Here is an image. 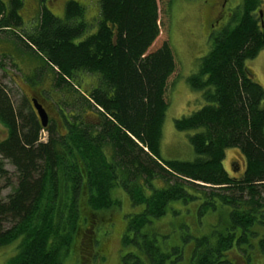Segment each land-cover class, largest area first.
Wrapping results in <instances>:
<instances>
[{
  "label": "trees",
  "instance_id": "trees-1",
  "mask_svg": "<svg viewBox=\"0 0 264 264\" xmlns=\"http://www.w3.org/2000/svg\"><path fill=\"white\" fill-rule=\"evenodd\" d=\"M35 1L37 15L25 27L22 0H0V32H8L6 45H15L21 59L36 60L32 79L51 71L53 91L62 97L53 102L61 122L42 127L29 100L22 96L15 108L0 84V159L16 175L12 192L0 199V248L16 243L6 264H65L85 222L82 199L90 211H105L117 206L115 188L140 209L126 220L120 264H168L179 257L181 247H161L157 231H149L172 203L197 204L198 212L228 208L213 243L194 244V264H226L233 247L249 246L253 227L264 226V90L245 67L264 50L260 1L242 0L210 36L208 53L187 79L203 106L176 119L174 128L193 132L192 161L160 157L166 88L176 65L168 41L157 44V0H97L93 33L78 1H60L59 16L48 8L56 0ZM0 57L19 70L14 58ZM82 74L95 78L85 93ZM32 79L27 83L35 84ZM228 149L244 159L237 177L223 167ZM259 246L264 254V241Z\"/></svg>",
  "mask_w": 264,
  "mask_h": 264
},
{
  "label": "rangeland",
  "instance_id": "rangeland-1",
  "mask_svg": "<svg viewBox=\"0 0 264 264\" xmlns=\"http://www.w3.org/2000/svg\"><path fill=\"white\" fill-rule=\"evenodd\" d=\"M2 1L7 3L8 0ZM60 1L62 0H56L48 5L56 16L61 13ZM76 1L85 7L84 19L89 24V31L93 33L95 25L92 24L97 18V0ZM259 1L261 4L259 17H263L264 0ZM241 2L242 0H223L220 7L221 0H157L160 25L157 44L168 41L176 65L166 88L168 108L160 144V157L163 160L192 161L195 158L188 142V136L193 132L177 131L174 128V121L190 115L203 106L201 95L190 89L187 79L196 73L200 59L208 53L211 47L210 35L219 33L220 29L229 23ZM20 15L25 27H28L37 15L36 1L22 0ZM9 36L8 32H0V52L2 55L8 54L11 60L14 58L19 70H13L8 58L0 57V84L5 87L15 108L19 106L22 96L27 99L35 97L44 105L51 121L58 125L61 122L60 116L53 102H58L62 97L53 91L51 71L46 72L45 69L37 71L40 78L32 79L34 76L31 69L36 60L29 57L32 62L30 63L21 59L20 55L15 53L17 52L15 45L13 49L6 45V42L12 41ZM245 67L249 77L264 90V50L255 58L247 60ZM30 78L35 84L27 83V79ZM94 80L93 76L82 74L80 92L88 91ZM4 133L0 125V139L5 136ZM46 137V133L41 132L40 141L43 143ZM0 164L2 166L0 199H5L15 187L16 175L7 161L0 159ZM223 167L229 176L237 177L241 174L244 159L237 149L225 151ZM155 185L163 186L159 181ZM112 196L117 201V206L97 213L90 211L85 198L82 199L79 212L80 218L83 217L85 222H81L77 229L65 264H120L119 257L123 253L120 251L121 240L126 220L140 209L132 207L127 195L119 188L114 189ZM169 207L164 217L154 220L149 231H157L154 235L156 243L161 247L182 248L179 257L176 259L172 257L168 264H194L191 260L194 244L196 241L202 243L204 240L213 243L214 238L223 232L222 229L228 221V208L218 206L214 212L209 210L198 212L197 204L184 206L182 203H172ZM253 230L255 236L250 238V245L242 246L241 250L233 247L226 254V264H264V254L259 246V243L264 241V226L253 227ZM15 252L16 243L0 248V264H6Z\"/></svg>",
  "mask_w": 264,
  "mask_h": 264
},
{
  "label": "water",
  "instance_id": "water-1",
  "mask_svg": "<svg viewBox=\"0 0 264 264\" xmlns=\"http://www.w3.org/2000/svg\"><path fill=\"white\" fill-rule=\"evenodd\" d=\"M33 108L36 111V114L39 118L40 124L42 127H46L47 125V116L45 111L42 109V107L36 102V100H32Z\"/></svg>",
  "mask_w": 264,
  "mask_h": 264
},
{
  "label": "flooded vegetation",
  "instance_id": "flooded-vegetation-1",
  "mask_svg": "<svg viewBox=\"0 0 264 264\" xmlns=\"http://www.w3.org/2000/svg\"><path fill=\"white\" fill-rule=\"evenodd\" d=\"M221 5H223V0H221V4H220V7H221ZM220 16H218V18H219ZM217 18V19H218ZM216 19V20H217ZM215 20V21H216ZM215 23V22H214ZM226 25V24H225ZM224 25V26H225ZM213 26V24L211 25V27ZM223 26V27H224ZM223 27L220 29V30H222L223 29ZM211 36V35H210ZM32 99H35L37 102H38V104H40L41 106H42V108L44 109V111H45V113H46V115H47V120H48V122H47V125L49 126L51 123H52V121H51V119H50V117H49V115H48V112H47V110H46V108L44 107V105L37 99V98H35V97H30L28 100H29V102L32 100ZM36 113V112H35Z\"/></svg>",
  "mask_w": 264,
  "mask_h": 264
}]
</instances>
